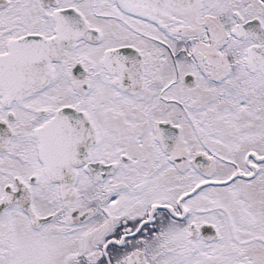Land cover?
Segmentation results:
<instances>
[{
  "label": "snow or ice",
  "instance_id": "obj_1",
  "mask_svg": "<svg viewBox=\"0 0 264 264\" xmlns=\"http://www.w3.org/2000/svg\"><path fill=\"white\" fill-rule=\"evenodd\" d=\"M0 264H264V0H0Z\"/></svg>",
  "mask_w": 264,
  "mask_h": 264
}]
</instances>
